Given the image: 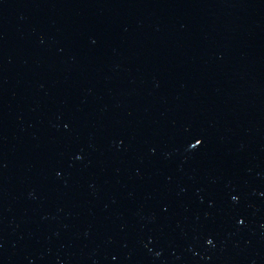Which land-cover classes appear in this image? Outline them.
Segmentation results:
<instances>
[{"label":"water","instance_id":"95a60500","mask_svg":"<svg viewBox=\"0 0 264 264\" xmlns=\"http://www.w3.org/2000/svg\"><path fill=\"white\" fill-rule=\"evenodd\" d=\"M0 264H264V0H0Z\"/></svg>","mask_w":264,"mask_h":264},{"label":"snow or ice","instance_id":"6c2138e0","mask_svg":"<svg viewBox=\"0 0 264 264\" xmlns=\"http://www.w3.org/2000/svg\"><path fill=\"white\" fill-rule=\"evenodd\" d=\"M202 142L203 141L201 138H197V139H195V142L190 145V147L195 149L197 146L201 145ZM233 199H235V197H233ZM208 243L211 244V240H209Z\"/></svg>","mask_w":264,"mask_h":264}]
</instances>
